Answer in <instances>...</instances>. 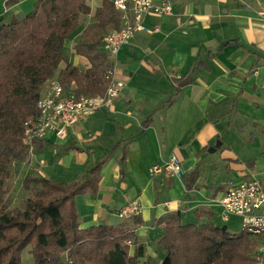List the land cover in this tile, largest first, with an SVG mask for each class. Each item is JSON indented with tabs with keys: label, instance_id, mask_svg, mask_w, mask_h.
Here are the masks:
<instances>
[{
	"label": "crops",
	"instance_id": "1",
	"mask_svg": "<svg viewBox=\"0 0 264 264\" xmlns=\"http://www.w3.org/2000/svg\"><path fill=\"white\" fill-rule=\"evenodd\" d=\"M36 1L0 0V23ZM87 1L91 14L102 3ZM170 1L172 15L146 16L150 32L112 60L124 84L113 110L78 121L62 140L49 133L34 144L40 179L80 182L103 162L96 196L76 198L79 227L122 225L133 234L129 256L142 249L136 264H162L160 219L179 212L183 224L227 227L236 218L223 222L218 202L228 184L256 180L264 189V0ZM80 40L81 33L66 41L64 56L84 71L88 61L73 51ZM173 156L180 175L150 176ZM134 201L139 215L119 218Z\"/></svg>",
	"mask_w": 264,
	"mask_h": 264
},
{
	"label": "trees",
	"instance_id": "2",
	"mask_svg": "<svg viewBox=\"0 0 264 264\" xmlns=\"http://www.w3.org/2000/svg\"><path fill=\"white\" fill-rule=\"evenodd\" d=\"M89 15L92 24L83 30L82 20ZM119 24L120 16L107 0L93 14L87 0H37L27 14L0 23V264H23L26 248L33 264H136L142 255L139 247L129 256L133 234L122 225L79 227L76 198L96 196L103 162L91 166L89 178L80 182L24 178L40 190L23 211L10 212L3 201L7 163L21 147L22 123L33 116L40 88L58 79L68 91L73 85L77 96L104 94L105 74L113 67L99 47L105 33ZM80 33L73 51L88 61L84 71L64 56L66 41ZM195 177L192 173L186 182ZM157 223L164 227L162 264H256L257 239L249 233H231L211 221L183 224L179 212Z\"/></svg>",
	"mask_w": 264,
	"mask_h": 264
},
{
	"label": "built area",
	"instance_id": "3",
	"mask_svg": "<svg viewBox=\"0 0 264 264\" xmlns=\"http://www.w3.org/2000/svg\"><path fill=\"white\" fill-rule=\"evenodd\" d=\"M120 16L117 29L108 31L102 39L100 52L112 61L119 50L128 44L137 33L147 32L143 25L146 16H171L170 0H107ZM156 31V29L152 30ZM107 87L102 95L77 96L73 90H66L58 79L49 80L34 105V114L22 123L21 145L33 150L37 141L51 133L58 139L66 138L68 130L78 121L86 119L101 109L113 110L124 84L116 79L114 69L105 74ZM167 173L181 174L180 163L173 156L162 165H153L149 174L155 177ZM222 209L221 220H240L242 232L257 239L255 247L256 264H264V189L256 180H244L237 184L229 183L223 197L218 202ZM140 206L134 201L119 211L118 217L128 219L139 215Z\"/></svg>",
	"mask_w": 264,
	"mask_h": 264
},
{
	"label": "rangeland",
	"instance_id": "4",
	"mask_svg": "<svg viewBox=\"0 0 264 264\" xmlns=\"http://www.w3.org/2000/svg\"><path fill=\"white\" fill-rule=\"evenodd\" d=\"M91 22V21H90ZM89 21L82 20V26L87 27ZM107 33V32H106ZM105 33V34H106ZM72 40V39H71ZM68 53V49L65 51ZM113 65V62L110 61ZM42 93L43 88H40ZM7 138L10 136V131L5 132ZM21 143V135H20ZM15 155L10 156L8 160V172L9 178L3 184L4 196L3 201L8 205V211L16 212L23 211L26 205L27 200L32 196L35 191L40 190L39 185L30 184L27 185L23 182L26 177H35L37 178L36 166H38L35 159V152L33 150H27L21 147L16 150ZM221 222V221H220ZM221 226L225 225L219 223ZM227 227L231 233L241 232L240 220L236 219L233 222L227 223ZM256 247V246H255ZM255 247L253 251L255 252ZM22 262L23 264H33L32 257L29 254V248H26L22 253Z\"/></svg>",
	"mask_w": 264,
	"mask_h": 264
},
{
	"label": "water",
	"instance_id": "5",
	"mask_svg": "<svg viewBox=\"0 0 264 264\" xmlns=\"http://www.w3.org/2000/svg\"><path fill=\"white\" fill-rule=\"evenodd\" d=\"M220 145H221L220 142H216L215 147L210 148V149L208 150V152H209V153H214V152L216 151V148L219 147Z\"/></svg>",
	"mask_w": 264,
	"mask_h": 264
}]
</instances>
